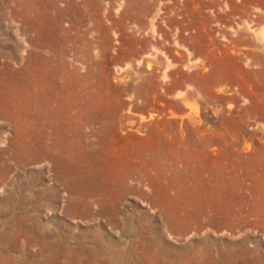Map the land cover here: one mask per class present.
Listing matches in <instances>:
<instances>
[{
  "label": "rangeland",
  "instance_id": "1",
  "mask_svg": "<svg viewBox=\"0 0 264 264\" xmlns=\"http://www.w3.org/2000/svg\"><path fill=\"white\" fill-rule=\"evenodd\" d=\"M0 0V264H264V0Z\"/></svg>",
  "mask_w": 264,
  "mask_h": 264
},
{
  "label": "bare ground",
  "instance_id": "2",
  "mask_svg": "<svg viewBox=\"0 0 264 264\" xmlns=\"http://www.w3.org/2000/svg\"><path fill=\"white\" fill-rule=\"evenodd\" d=\"M23 3V15L27 19L30 17L31 13L36 10V1L35 0H26Z\"/></svg>",
  "mask_w": 264,
  "mask_h": 264
}]
</instances>
